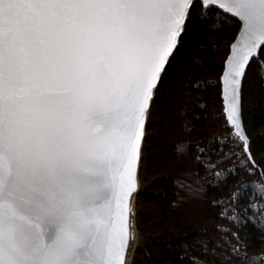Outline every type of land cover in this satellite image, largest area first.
I'll return each instance as SVG.
<instances>
[{
  "label": "snow or ice",
  "instance_id": "1",
  "mask_svg": "<svg viewBox=\"0 0 264 264\" xmlns=\"http://www.w3.org/2000/svg\"><path fill=\"white\" fill-rule=\"evenodd\" d=\"M192 4L0 0V264H126L153 90ZM213 5L241 25L222 84L247 151L241 88L264 52V0Z\"/></svg>",
  "mask_w": 264,
  "mask_h": 264
},
{
  "label": "trees",
  "instance_id": "2",
  "mask_svg": "<svg viewBox=\"0 0 264 264\" xmlns=\"http://www.w3.org/2000/svg\"><path fill=\"white\" fill-rule=\"evenodd\" d=\"M238 30L239 22L217 9L200 2L190 9L148 113L132 264H264V52L241 88L250 159L220 96Z\"/></svg>",
  "mask_w": 264,
  "mask_h": 264
},
{
  "label": "water",
  "instance_id": "3",
  "mask_svg": "<svg viewBox=\"0 0 264 264\" xmlns=\"http://www.w3.org/2000/svg\"><path fill=\"white\" fill-rule=\"evenodd\" d=\"M196 2H200L201 5L204 7V0H193V4L196 3ZM193 4H192V6H193ZM210 7L214 8V9H217V10H219L220 12H222L223 14L228 15V16L234 18L231 14H229V13L223 11V10L220 9L218 6L213 5V6H210ZM189 12H190V11H189ZM188 15H189V13H188ZM188 15H187V18H188ZM187 18H186V21H187ZM234 19H236V18H234ZM236 20L238 21V19H236ZM238 22H239V21H238ZM185 24H186V23H185ZM184 27H185V25H184ZM240 27H241V25H240V23H239V30H238V32H237L235 38L233 39V41H232V42L230 43V45H229V51H228V54H227V56H226V58H225V60H224L223 69H222V72H221V75H220V96H221V99H222L223 114H224V116H225V119H226L227 123H228V124L230 125V127L232 128V132H233V133L235 132V128L231 125V123H230L229 120L227 119V116H226V113H225V101H224V99H223V84H222V78H223V75H224V70H225L226 62H227L229 56L232 54V53H231V45L235 42L237 36L239 35ZM183 31H184V28H183ZM180 38H181V37H180ZM180 38H179V41H180ZM179 41H178V44H179ZM177 47H178V46H177ZM176 49H177V48H176ZM176 49H175V50H176ZM175 50H174V52H175ZM173 54H174V53H173ZM173 54H172V55H173ZM171 57H172V56H171ZM159 82H160V81H159ZM242 82H243V81H242ZM157 87H158V86H157ZM157 87L153 90L152 100H153V98H154V95H155V92H156ZM152 100H151V102H150V105H151V103H152ZM147 119H148V117H147ZM241 123H242V118H241ZM146 124H147V122H146ZM242 128H243V123H242ZM145 129H146V128H145ZM243 131H244V128H243ZM244 133H245V131H244ZM245 135H246V134H245ZM144 137H145V135H144ZM246 138H247V136H246ZM238 139H239V138H238ZM239 140H240V139H239ZM143 141H144V138H143ZM240 141H241V140H240ZM241 142H242V146H243L244 152L246 153V155H247L248 158L250 159L249 152H248V138H247V151H245V142H244V141H241ZM142 146H143V142H142ZM141 151H142V148H141ZM140 160H141V153H140V159H139L138 169H137V190L134 192V198H133V209H134L133 219H134L135 227H136V223H135V220H136L135 203H136V197H137V194H138V192H139V185H140V184H139V178H138V177H139ZM136 230H137V229H136ZM137 244H138V243H137ZM136 247H137V245L135 246L134 251H135ZM134 251H133V254H132V257H131V264H132V261H133Z\"/></svg>",
  "mask_w": 264,
  "mask_h": 264
},
{
  "label": "bare ground",
  "instance_id": "4",
  "mask_svg": "<svg viewBox=\"0 0 264 264\" xmlns=\"http://www.w3.org/2000/svg\"><path fill=\"white\" fill-rule=\"evenodd\" d=\"M133 198H134V193H133L132 198L130 200V213H131L130 224H131V231H132L135 238L133 240H131V242H130V248H129L127 256H126V264H131V257H132L134 248L137 245L138 240H139L138 231L136 230V227L134 224V219H133V214H134Z\"/></svg>",
  "mask_w": 264,
  "mask_h": 264
},
{
  "label": "rangeland",
  "instance_id": "5",
  "mask_svg": "<svg viewBox=\"0 0 264 264\" xmlns=\"http://www.w3.org/2000/svg\"><path fill=\"white\" fill-rule=\"evenodd\" d=\"M140 184V183H139ZM139 235V234H138ZM139 240H140V235H139ZM139 240H138V243H139ZM138 245V244H137Z\"/></svg>",
  "mask_w": 264,
  "mask_h": 264
}]
</instances>
